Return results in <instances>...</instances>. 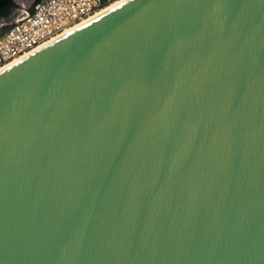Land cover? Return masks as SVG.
<instances>
[{
	"label": "water",
	"instance_id": "obj_1",
	"mask_svg": "<svg viewBox=\"0 0 264 264\" xmlns=\"http://www.w3.org/2000/svg\"><path fill=\"white\" fill-rule=\"evenodd\" d=\"M0 264H264V0H121L1 68Z\"/></svg>",
	"mask_w": 264,
	"mask_h": 264
},
{
	"label": "built area",
	"instance_id": "obj_2",
	"mask_svg": "<svg viewBox=\"0 0 264 264\" xmlns=\"http://www.w3.org/2000/svg\"><path fill=\"white\" fill-rule=\"evenodd\" d=\"M121 0H38L0 34V67ZM11 63V62H10Z\"/></svg>",
	"mask_w": 264,
	"mask_h": 264
},
{
	"label": "rangeland",
	"instance_id": "obj_3",
	"mask_svg": "<svg viewBox=\"0 0 264 264\" xmlns=\"http://www.w3.org/2000/svg\"><path fill=\"white\" fill-rule=\"evenodd\" d=\"M30 0H12L7 4L6 9L1 12V24L12 22L23 13V9L28 6Z\"/></svg>",
	"mask_w": 264,
	"mask_h": 264
},
{
	"label": "bare ground",
	"instance_id": "obj_4",
	"mask_svg": "<svg viewBox=\"0 0 264 264\" xmlns=\"http://www.w3.org/2000/svg\"><path fill=\"white\" fill-rule=\"evenodd\" d=\"M118 2H120V1L113 2L111 5H109V6L105 7V8H103V9H101V10H99V11H97L94 15H96V14L102 12L103 10H105V9H107V8H109V7L113 6V5H115V4H117ZM94 15H91L90 17H92V16H94ZM90 17H89V18H90ZM87 19H88V18H87ZM85 20H86V19H85ZM85 20H84V21H85ZM73 27H74V26H73ZM71 28H72V27H71ZM69 29H70V28H69ZM67 30H68V28H67ZM64 31H66V30H64ZM64 31H63V32H64ZM63 32H62V33H63ZM15 60H16V59H15ZM13 61H14V60H13ZM13 61H10V62H13ZM10 62L5 63L4 65H2V66L0 67V69L3 68L4 66H6L7 64H9Z\"/></svg>",
	"mask_w": 264,
	"mask_h": 264
},
{
	"label": "flooded vegetation",
	"instance_id": "obj_5",
	"mask_svg": "<svg viewBox=\"0 0 264 264\" xmlns=\"http://www.w3.org/2000/svg\"><path fill=\"white\" fill-rule=\"evenodd\" d=\"M11 1H12V0H8V2L3 3V4H5V5H3V6L1 7V0H0V24H1V12H3V11L6 9L7 4H10ZM31 1H32V0H30V2H31Z\"/></svg>",
	"mask_w": 264,
	"mask_h": 264
}]
</instances>
